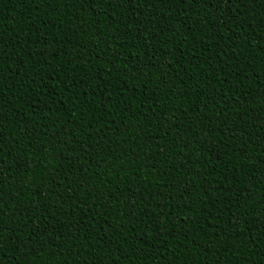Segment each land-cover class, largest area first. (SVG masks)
<instances>
[{"label":"trees","instance_id":"1","mask_svg":"<svg viewBox=\"0 0 264 264\" xmlns=\"http://www.w3.org/2000/svg\"><path fill=\"white\" fill-rule=\"evenodd\" d=\"M0 264H264V0H0Z\"/></svg>","mask_w":264,"mask_h":264}]
</instances>
